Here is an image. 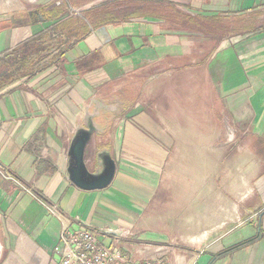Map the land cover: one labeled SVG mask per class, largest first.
<instances>
[{"label": "crops", "instance_id": "obj_1", "mask_svg": "<svg viewBox=\"0 0 264 264\" xmlns=\"http://www.w3.org/2000/svg\"><path fill=\"white\" fill-rule=\"evenodd\" d=\"M263 1L0 0V264H52V205L108 242L109 228L132 230L118 243L136 257L264 264V31L208 36L177 19ZM88 125V168L111 155L114 187L69 178ZM185 202L218 223L179 251L157 208Z\"/></svg>", "mask_w": 264, "mask_h": 264}, {"label": "built area", "instance_id": "obj_2", "mask_svg": "<svg viewBox=\"0 0 264 264\" xmlns=\"http://www.w3.org/2000/svg\"><path fill=\"white\" fill-rule=\"evenodd\" d=\"M79 12L77 10L75 13ZM49 209L62 224L51 258L52 264H171L162 254L136 257L126 252L118 241L133 235L128 228H109V232L115 236L108 242L105 233L88 226L75 227L71 221H66L56 205L49 206Z\"/></svg>", "mask_w": 264, "mask_h": 264}, {"label": "rangeland", "instance_id": "obj_3", "mask_svg": "<svg viewBox=\"0 0 264 264\" xmlns=\"http://www.w3.org/2000/svg\"><path fill=\"white\" fill-rule=\"evenodd\" d=\"M260 5L261 6H259L258 9H261L264 11V3L260 4ZM189 17L195 19L198 16L197 15L194 16V15H190V14L189 15L178 14L177 19L179 20V22H183L184 24L187 23V26L195 28V31L203 33V35H208V36L212 35V36H217V37L222 36L220 34L221 32H220L218 25L217 24L215 25L213 23V21L208 22L206 20H203V21L199 20L198 22H195V24H194V23L190 22ZM186 20H188V21H186ZM261 21H264V16H261ZM263 26H264V22H263ZM225 176H226V174H222L220 176L221 181H222V177H225ZM237 179H238V173H237ZM114 181L112 182V185H111L113 187L116 185V184H114ZM186 204H187V202H185V203L158 204L159 206L157 208L158 213L160 214V216H159L160 220L167 222V218H168V222H169V223H165V225H163V227L166 228L163 233L165 234V236H167L169 238V241H167L163 245H167L170 247L171 246L176 247L177 250H179V251L186 250L188 247H191V246L192 247H199V246L201 247L202 245H204L203 239L197 238V239L193 240L194 238H192V237L196 236L202 232H205L206 230H210L211 228H213L215 226L216 223H218V221H206L205 220L206 213L208 212V210L211 211L212 214L214 213L212 207H204V205H202L200 207L201 213L199 214V212H197L198 207H196V206L191 207V206H187ZM239 206H240V204H239ZM242 208L243 207L241 206V208L239 209L240 213H241L240 218H241V215L244 214L242 219H239L241 224L244 223L245 218H246V212L244 210H242ZM117 212H119V211H117ZM200 215H201V217L198 218V216H200ZM199 219H201V220H199ZM233 222H230V223H233ZM230 226H231V224H230ZM220 231H221V229L212 233L211 236L209 237V239H207L206 241L208 242V241L214 240L215 236L217 234H219ZM158 237H160V236H158V235L149 236V237L146 236L145 238H146V240H151L153 242H157V241L163 242L161 239H158Z\"/></svg>", "mask_w": 264, "mask_h": 264}, {"label": "water", "instance_id": "obj_4", "mask_svg": "<svg viewBox=\"0 0 264 264\" xmlns=\"http://www.w3.org/2000/svg\"><path fill=\"white\" fill-rule=\"evenodd\" d=\"M88 128H81L74 136L70 149V165L68 167L70 180L80 189L95 191L96 189H105L111 185L116 175V164L114 159L108 153H104L101 169L96 173L91 172L86 162V148L90 143L95 131L94 127L88 125Z\"/></svg>", "mask_w": 264, "mask_h": 264}, {"label": "trees", "instance_id": "obj_5", "mask_svg": "<svg viewBox=\"0 0 264 264\" xmlns=\"http://www.w3.org/2000/svg\"><path fill=\"white\" fill-rule=\"evenodd\" d=\"M258 5L256 9H241L239 12H228L224 15L216 14L210 15L209 17L198 15L195 19L190 18V22L194 23L199 20H206L208 22L213 21V23L218 25L220 29V34L225 36H235L240 34H248L254 31H264L263 23L261 24V16H264V11L258 9ZM110 13V12H108ZM102 14H105L104 12ZM233 15V16H232ZM108 15H106L107 17ZM110 16H114V14H110ZM238 16V17H237ZM96 20L92 22L95 25L96 23H105L103 16L96 15ZM102 18V20L98 19ZM94 20V19H93ZM114 20H116L114 18ZM199 25V24H198ZM200 27V26H199ZM84 28V26H83ZM82 28V29H83ZM81 29V30H82ZM84 30V29H83ZM84 34V32H82Z\"/></svg>", "mask_w": 264, "mask_h": 264}, {"label": "bare ground", "instance_id": "obj_6", "mask_svg": "<svg viewBox=\"0 0 264 264\" xmlns=\"http://www.w3.org/2000/svg\"><path fill=\"white\" fill-rule=\"evenodd\" d=\"M198 227V226H197Z\"/></svg>", "mask_w": 264, "mask_h": 264}]
</instances>
